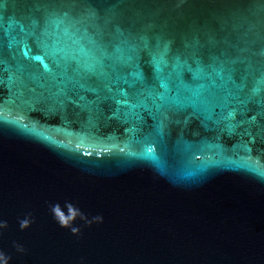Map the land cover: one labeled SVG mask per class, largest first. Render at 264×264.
<instances>
[{
  "label": "water",
  "instance_id": "water-1",
  "mask_svg": "<svg viewBox=\"0 0 264 264\" xmlns=\"http://www.w3.org/2000/svg\"><path fill=\"white\" fill-rule=\"evenodd\" d=\"M0 264H264V0H0Z\"/></svg>",
  "mask_w": 264,
  "mask_h": 264
}]
</instances>
